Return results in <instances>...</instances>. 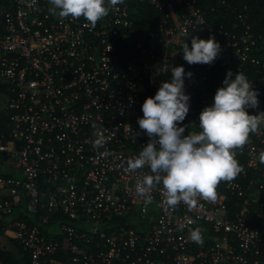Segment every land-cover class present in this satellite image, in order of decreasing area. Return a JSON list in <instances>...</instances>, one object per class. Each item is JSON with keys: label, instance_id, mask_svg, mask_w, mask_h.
I'll list each match as a JSON object with an SVG mask.
<instances>
[{"label": "built area", "instance_id": "2783aa9c", "mask_svg": "<svg viewBox=\"0 0 264 264\" xmlns=\"http://www.w3.org/2000/svg\"><path fill=\"white\" fill-rule=\"evenodd\" d=\"M50 8L0 0V249L27 264H264V124L235 149L242 171L220 181L214 201L170 208L162 184L145 200L135 187L148 166L125 171L149 139L140 105L170 79V65L192 73L185 134L199 131V112L229 69L258 91L247 110L264 111V37L252 32L247 5L124 0L94 27ZM191 35L214 36L228 56L188 64L181 51ZM196 228L203 244L189 238Z\"/></svg>", "mask_w": 264, "mask_h": 264}, {"label": "clouds", "instance_id": "9594fccd", "mask_svg": "<svg viewBox=\"0 0 264 264\" xmlns=\"http://www.w3.org/2000/svg\"><path fill=\"white\" fill-rule=\"evenodd\" d=\"M48 3L54 15L84 17L94 27L108 14L110 6L123 4L124 0H48ZM197 23L203 24V18ZM183 35L189 36L187 32ZM181 52L188 64H212L221 55V45L212 35L206 39L191 35V47L184 42ZM170 68V79L162 80L155 93L146 96L140 105L142 116L137 117V123L149 139L138 155L126 161L125 171L144 166L150 169V175L137 181L135 191L139 197L150 200L153 186L162 184L167 206L175 208L183 202L191 208L199 198L214 201L220 181H231L241 173L235 149L264 124V111L253 114L247 110L257 108L258 91L244 73L229 69L210 103L199 112V131L185 134L183 121L190 107L185 78L192 73L186 72L183 65ZM168 69L166 64L159 71ZM93 143L101 146L105 137L98 135ZM189 238L203 244L199 228L191 230Z\"/></svg>", "mask_w": 264, "mask_h": 264}, {"label": "trees", "instance_id": "16d2710c", "mask_svg": "<svg viewBox=\"0 0 264 264\" xmlns=\"http://www.w3.org/2000/svg\"><path fill=\"white\" fill-rule=\"evenodd\" d=\"M235 3L238 5L239 9L243 8V5H247V9L245 10V12L248 13L249 15L248 21L252 23V26H251L252 32H254L255 35H261L262 37H264V0H235ZM141 9L144 10L145 7H141ZM151 16H155V12L151 10L146 11L145 15L136 19L138 26H142L145 23H147L148 18ZM202 38L206 39L205 36H202ZM256 54L262 60H264V43L263 42L259 43V49L256 52ZM226 56L228 55L221 53V59H224ZM249 76H252L254 78L256 77L252 69H250L249 71ZM1 157H3V155ZM1 233L2 232L0 230V234ZM0 257H4V259H6L12 264H27L26 261L21 263L19 260L16 259V257L13 254H11L10 252L4 251L2 249H0Z\"/></svg>", "mask_w": 264, "mask_h": 264}, {"label": "rangeland", "instance_id": "374dc122", "mask_svg": "<svg viewBox=\"0 0 264 264\" xmlns=\"http://www.w3.org/2000/svg\"><path fill=\"white\" fill-rule=\"evenodd\" d=\"M4 96H5V85L0 80V108L3 105V98H4Z\"/></svg>", "mask_w": 264, "mask_h": 264}]
</instances>
